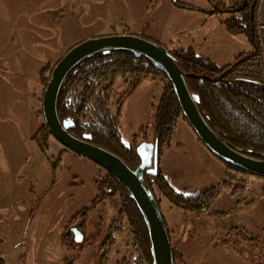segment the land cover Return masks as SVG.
Listing matches in <instances>:
<instances>
[{"label": "rangeland", "instance_id": "rangeland-1", "mask_svg": "<svg viewBox=\"0 0 264 264\" xmlns=\"http://www.w3.org/2000/svg\"><path fill=\"white\" fill-rule=\"evenodd\" d=\"M141 1L143 6L144 2ZM145 1L152 4L150 11L146 5L143 7L146 19L150 22L145 25L140 19H136L132 24L139 31L132 29L131 34L165 48L167 52L192 49L198 55L222 65L252 51L246 35L226 30L224 22L232 17L228 12L206 16L207 20L203 25L198 19H190L188 27L174 28L169 32V19L176 21V14L170 13L175 0ZM179 1L204 11H213L217 7L219 9L227 3L220 0ZM109 24V31H104L102 27L90 31V25H86L85 30L78 29L72 37L56 36V42L67 46L70 40H77L78 36L83 37L86 33H89L86 35L89 36L87 39L121 33L122 27L114 31L111 25L113 23ZM62 54L64 56L65 53ZM262 60L264 62V55ZM127 80L122 75L114 78L115 86L110 94L109 108L117 113L118 103L122 102V135L124 141L130 143L134 134L148 122L152 123L151 106L158 102L163 85L160 80L146 77L136 89H130ZM97 86L100 92L107 83L98 81ZM38 108H41V104ZM4 116L7 115L0 111V123L14 121L13 117V121H5ZM181 121L171 146L162 157V171L176 190L186 191L188 194L219 185L224 176V164L202 142H198L200 140H197L192 127ZM42 122V118H33L36 129ZM148 131L151 136L153 128L150 126ZM21 133L29 139L28 132ZM21 133L16 130L17 145L29 152L30 159L25 169L16 166L12 174L4 169L10 167V162L4 158L8 148L3 147L5 142L2 143L0 138V166L3 168L0 170V256L4 258L5 264H117L126 252L128 229L124 226V230L111 236L112 244L103 245L110 225L123 223L117 220L122 210L119 197L103 201L97 199V181L100 176H105L106 171L73 151H63L65 147L56 139L52 140L53 146L48 154L55 162L53 167L34 141L30 145L25 143V146L20 143ZM263 185V180L252 178L247 186L246 198L238 206L236 199L229 192L223 191L210 211L202 214L185 212L159 196V207L167 221L171 242L185 255L184 259L190 255L195 260V263L191 261L194 264H231V261L248 257L250 261L247 264H264V234L252 237L237 225L238 218L245 219L249 216L252 203H247V200H257L259 196H264ZM83 210L87 213L80 214L79 211ZM222 210L227 211L220 212ZM80 224L83 225V241H71L69 236L61 238L65 226ZM225 236H229L230 243L226 240L227 244L220 245L218 238ZM204 238L216 240L212 244H206L202 240ZM238 252H242L245 258ZM182 258L180 256L177 259V264H185Z\"/></svg>", "mask_w": 264, "mask_h": 264}, {"label": "trees", "instance_id": "trees-1", "mask_svg": "<svg viewBox=\"0 0 264 264\" xmlns=\"http://www.w3.org/2000/svg\"><path fill=\"white\" fill-rule=\"evenodd\" d=\"M177 2L182 5L179 0ZM223 5L224 8L231 6L230 3ZM219 12L226 11H221L218 7L208 11L211 15ZM224 24L230 33L251 37L247 29L249 15L230 17ZM125 34L131 33L126 31ZM251 54H256V51ZM168 55L181 71L189 92L198 96L197 108L217 137L232 149L248 157L264 161V80L239 78L231 74L232 68L240 62L243 55L225 66H220L213 60L198 55L192 49H176L168 52ZM59 60L54 65H46L41 70V83L44 90ZM119 75L128 78L130 89H136L146 77L160 80L163 85L158 102L151 106L152 123L148 122L134 134L130 143L125 142L122 135L120 120L122 102L118 103L117 113H113L109 108L110 94L115 86L114 78ZM98 81H106L107 86L103 91H98ZM57 113L61 122L73 123V126L68 128L72 135L78 138L84 135L91 136L89 142L116 155L132 171L141 165L138 147L144 142L155 145L156 172L152 175L145 171L141 182L158 205L170 242L168 224L159 207L161 197L185 212L202 214L210 211L214 201L223 191L229 192L236 199L238 206L245 200L247 186L252 178L264 181L263 175L247 171L219 157L207 147L212 155L225 166L222 182L195 194L176 190L162 171L161 160L165 150L171 146L180 121L184 120L187 123L188 121L169 76L150 58L137 55L129 49L104 50L80 60L67 74L61 85L57 98ZM36 117L42 118L43 122L33 138L54 167L55 162L48 155L54 138L45 121L43 107L36 111ZM150 126L153 128L151 136L148 131ZM198 139L200 140L199 137ZM63 151L70 150L64 148ZM97 186L98 200L103 201L109 198L112 200L119 197L122 204L117 220L123 223L118 226L113 223L111 233L114 236L115 232L124 230L126 226L128 240L125 255L117 264H155L148 227L131 193L108 172L105 176H100ZM262 194L264 195V185ZM245 236L248 237L246 233ZM171 248L174 263L177 264V259L182 257V254L172 242ZM0 264H5L2 257H0Z\"/></svg>", "mask_w": 264, "mask_h": 264}, {"label": "crops", "instance_id": "crops-1", "mask_svg": "<svg viewBox=\"0 0 264 264\" xmlns=\"http://www.w3.org/2000/svg\"><path fill=\"white\" fill-rule=\"evenodd\" d=\"M143 2L141 6V0H0V111L7 115L4 116L5 121L14 120L0 123V138L2 143L5 142L3 147L8 148L4 157L10 162V167L4 168L8 173L12 174L16 166L25 169L30 159L29 152L17 145L16 130L29 134L27 139V136L24 137L21 133L20 143L23 146L25 143L30 145L32 141L36 143L33 137L38 128H35L33 118L37 120L36 111L39 110L40 104L42 107L45 91L41 83V70L46 65H54L63 56L62 53H66L73 45L87 40L89 36L86 35L89 33L83 34V37L78 36L77 40H70L67 46L57 43L56 36L72 37L78 29L85 30L86 25H90L88 29L90 31L101 27L105 29L104 31H109L110 22L113 23L111 25L114 31L122 27L120 34H125L126 31L132 33V29L139 31L132 23L140 19L142 24H148L150 20L147 21L146 10L143 7L146 5L148 11L152 8V4L145 3V0ZM170 13L176 14V21L169 19L167 29L169 32L174 28L188 27L190 19L193 18L198 19L203 25L207 20L206 16L210 15L208 10L204 11L186 4L180 5L177 1L171 6ZM107 33L105 34L109 35ZM228 64L230 63L220 66ZM181 123L190 126L185 121ZM195 136L199 140L197 135ZM18 160L19 162H16ZM219 162L223 165L220 160ZM247 203H252L249 207V216L245 219L238 218L237 225L252 237H259L264 234V196H259L257 200L250 198ZM228 237H219V244H227ZM202 240L206 244H212L216 238ZM238 253L245 258L242 252ZM182 257L185 264L195 263L190 255L186 260L185 255ZM248 260L246 257L243 260L231 261V264H247Z\"/></svg>", "mask_w": 264, "mask_h": 264}, {"label": "water", "instance_id": "water-1", "mask_svg": "<svg viewBox=\"0 0 264 264\" xmlns=\"http://www.w3.org/2000/svg\"><path fill=\"white\" fill-rule=\"evenodd\" d=\"M257 20L264 21V0L259 2ZM258 37L264 52V26L258 28ZM116 48L129 49L137 55L147 56L169 76L189 125L204 145L216 155L247 171L263 176L264 161L248 157L232 149L217 137L197 108L198 96L189 92L181 71L165 48L132 34H118L81 41L62 56L52 71L42 101L44 118L51 135L66 149L90 159L106 172L114 175L128 189L147 224L155 264H175L169 235L158 205L141 182L145 171L152 175L156 172L155 145L151 142H144L138 147L137 152L141 165L132 171L116 155L89 142L91 136L84 135L82 138H78L72 135L68 128L72 127L73 123L61 122L58 117V94L71 69L90 54ZM82 239L81 233L76 235L77 242H81Z\"/></svg>", "mask_w": 264, "mask_h": 264}, {"label": "flooded vegetation", "instance_id": "flooded-vegetation-1", "mask_svg": "<svg viewBox=\"0 0 264 264\" xmlns=\"http://www.w3.org/2000/svg\"><path fill=\"white\" fill-rule=\"evenodd\" d=\"M226 2L230 3L231 6L230 7L226 6L225 8L223 6H221L220 7L221 11H226V12L230 13L232 17H235V18L242 16V14L249 15V25L247 26V29L251 35V37L248 38V40L251 44V47H252L251 53L256 51V54H260L263 58L264 52H263V48H262L260 39L258 37V28L261 26H264V21L259 22L257 20V12H258V6H259L260 0H228V1L226 0ZM251 53H249L246 56H243L242 58L255 55V54L252 55ZM79 212H80V214L87 213V211L84 212V210L79 211ZM80 225H67V226H65V228L61 234V238L66 239V236H69L71 238V241H73V240L76 241V235L81 233L82 238L84 239L83 229H82L83 225L82 224H80ZM116 225L118 226V224H116ZM112 227H113V225H110L109 229L107 230L108 233H106V237L104 238L103 245L107 244V243L112 244L111 243L112 240L110 239L111 236L113 235V233H111ZM83 239H82V241H83ZM55 257H57V256H55ZM106 262L108 263L109 259Z\"/></svg>", "mask_w": 264, "mask_h": 264}, {"label": "built area", "instance_id": "built-area-1", "mask_svg": "<svg viewBox=\"0 0 264 264\" xmlns=\"http://www.w3.org/2000/svg\"><path fill=\"white\" fill-rule=\"evenodd\" d=\"M232 75L239 78L264 80V62L260 54L245 57L237 63L231 71Z\"/></svg>", "mask_w": 264, "mask_h": 264}]
</instances>
